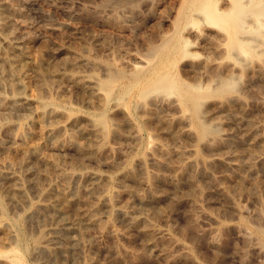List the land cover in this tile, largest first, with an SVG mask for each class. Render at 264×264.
<instances>
[{
	"label": "rangeland",
	"instance_id": "374dc122",
	"mask_svg": "<svg viewBox=\"0 0 264 264\" xmlns=\"http://www.w3.org/2000/svg\"><path fill=\"white\" fill-rule=\"evenodd\" d=\"M186 1L0 0V50L14 51L17 61L22 58L15 63L23 61L20 82L19 76L12 77L0 68V95L5 98L0 101V153H10L13 144H37V152L30 153L25 167L14 165L23 198L4 196L1 188L10 182L0 175V217L6 218L13 233L0 244L7 256L0 255L1 260H17L15 264H264V237L257 232L258 226L264 228V143L239 144L236 136L244 134L245 125L222 116L224 137L233 144L221 149L225 162L207 166L208 176L193 174L201 192L192 193L188 180L176 181L171 174V168L182 159L178 152L191 144L201 157H208L193 124L192 137L173 123L183 110L191 115L190 107L181 104L178 95L155 92L146 98L143 109V98L131 88L136 82L129 69L161 64L157 55L150 54V46L174 36L178 29L189 38L190 50L199 55L171 63L168 70L176 78L204 87L215 84L217 73L226 77L228 69L238 72L233 65L237 57L226 53L220 27L208 25L209 37L196 39L190 28L201 29L205 24L179 22L178 13L185 9ZM218 5L225 8L228 0ZM262 41L264 49V36ZM38 52L47 86L42 85L29 56ZM202 57L208 58L207 67H195V63L191 67L188 60L197 63ZM259 59L264 63V54ZM107 64L126 73L109 93L100 92L91 81L92 76H106ZM254 64L255 60L240 67L241 80L236 86L240 100L231 106L264 136V108L260 106L264 73L255 74ZM53 65L57 66L56 75L50 73ZM69 75L87 78L88 88L79 86ZM31 91L40 94V104L23 103L21 97ZM219 100L211 96L202 105L201 113L208 122L217 119L210 112ZM51 104L63 114L55 119L46 116L50 132L40 138L21 137L18 125L35 131L38 110ZM104 117L106 134L100 123ZM68 134L75 138L68 139ZM248 147L254 150L251 156L234 155L236 149L243 152ZM246 159L253 162L251 168L235 164ZM64 171L72 174L67 176ZM148 175L153 178L150 187L146 184ZM220 189H226L228 196ZM62 193L64 199L60 198ZM149 195L155 200L148 199ZM46 201L55 203L59 210L47 214L37 211ZM91 205L97 208L103 227L84 224V210ZM123 205L146 212L150 224L145 227L130 221ZM153 228L160 229V236ZM213 238L219 244L216 249L211 245Z\"/></svg>",
	"mask_w": 264,
	"mask_h": 264
},
{
	"label": "bare ground",
	"instance_id": "6f19581e",
	"mask_svg": "<svg viewBox=\"0 0 264 264\" xmlns=\"http://www.w3.org/2000/svg\"><path fill=\"white\" fill-rule=\"evenodd\" d=\"M184 1L185 0H183V2ZM220 1L221 0H187L184 3L185 9L181 10V11L179 10L180 12L178 11L179 12L178 17L180 18L179 22L181 20L182 21L184 20L187 23H191V24H193V23L197 24V22H199V23L201 22L202 24H205V26L201 27V29H198L195 26H192V29L190 28L189 31L191 32V34L193 33V35H195L194 36L195 38L197 37L196 39H198V38L205 39V38L209 37L210 34L208 33L209 32V30H208L209 26L208 25H216V26L220 27V29L222 30V35H223L224 39L226 40V47H225L226 53L235 55L237 57V60L233 62L234 63L233 65L235 66V69L238 72H234V70L228 69L226 77H222V76H220L219 73H217V74H215V80H216L215 84L213 83V85H206L204 87L201 85V83L200 84L193 83V82L190 83V82H185L184 80H180V79L176 78L177 77L176 74L174 75L173 73H171V71L168 70V68H170L169 65L171 63L173 64V62L176 59H179V58H182L185 56L195 57L196 55H199L198 53H195V52L190 50L189 47L191 44L189 42V38L187 36H184V34H182V30L181 29L179 30L178 28H177L178 31L175 30L177 33L176 34H174L175 32L173 33L174 36L169 37L170 36L169 35L168 37L166 36L165 38L162 37L163 41L162 42L159 41L161 43H159V44L156 43L155 45L153 43V45L150 46V49H149L150 54H152L153 56L157 55V59H158V57L160 58L161 64L160 63L157 64L156 67H152V66L148 67L147 66L148 68H146V69L141 67L142 65L141 66L133 65V67L131 68L132 70L129 69V72H131V75L136 82V84H134L131 88L135 89L136 95L138 97L143 98V100H144V101H142L143 109L146 106V103H145L146 98L147 97L149 98V96L153 95L155 92H162V93H164V95L166 94V96L171 95V94L178 95V99H179L180 103L190 107L189 110L191 109V115L187 114V112H186L187 110L186 111L183 110L181 112L182 113L181 116L179 118H175V121L173 123H175V122L178 123V125H179L178 129L181 130V133L186 134V135L191 134V136L193 134H195V132L193 133V130H192L193 127H191V125L193 124L195 126V129H196L195 136L200 141L201 145L204 148H207L208 157H206V158L201 157L199 152H198V149L195 147V145L191 144V145L187 146V148L184 151L178 152V154L181 156L182 159L176 167L171 168V174H172V177L175 178L176 181L188 180L189 181L188 183L189 184L191 183L192 193L194 191V193H197V194L201 192V188L199 187L200 184L198 185L197 182L194 180L195 175L193 176V174H195V172H196V173H199L201 175L208 176L209 170L207 169V166H210L216 162L217 163L218 162H225L226 159L222 155L221 149L225 146H231L233 144L229 139L224 137V132L221 129L222 124H223V121L221 120L222 116L228 117L233 123H237V124L242 123L243 125H245L244 126L245 127L244 128V130H245L244 134L242 136H239V135L236 136L238 138H236L235 141L238 142L239 144H243L244 141L249 142L250 145H256V144L263 145L262 143H264V136L260 135V133H259L260 128L253 127V125L250 121H244L242 119L241 115L239 114V112H237L231 106V103L233 101L240 100V97L236 92V86H237L238 81H239L240 76H241V73L239 72L240 67H245L246 65L250 64L251 62L253 63V61L255 60V64L253 65V69H254L253 71H255V74L257 73V74L261 75L264 73V63L262 61H259L260 60L259 58L264 54V49L262 47V45H263L262 38L264 36V0H228V6L225 8H221L218 5L220 3ZM222 1H224V0H222ZM180 27H182V26H180ZM216 47H218L217 48L218 50L221 49L220 45L219 46L217 45ZM11 50H15V49L13 48ZM13 53H14V51L12 52V51L0 50V68L2 69V71L3 70H6V72L8 71L11 74V76L15 75L16 77H18L20 71L23 68L22 67L23 65L21 64V62H23V61H21L20 64L15 63V62L20 61L22 58H20L16 55L18 57V61H17V58L14 57L15 54H13ZM29 56L32 59V63H33L32 66L33 65L36 66L35 68H37V70L39 72L38 74L41 77L40 81L42 82V85L47 86L48 81L44 77L45 72H44V74H42L43 73L42 71H44L45 69L43 70L41 67V64H42L41 53L38 52V53L30 54ZM153 59L151 61H153ZM190 59H192V58H190ZM188 61L191 65V67H192V65H194V63H195V67L197 66L199 68H202V67L205 68L209 65V60H208V58H205V57H202V59L197 61V63L194 60L192 62H191V60H188ZM175 62H174V64H175ZM63 63H65V62H63ZM189 63H188V65H189ZM46 68H48V66ZM56 70H57V66L53 65L50 68V73L52 75L53 74L56 75ZM20 75H21V73H20ZM125 75H126V73H125V70H123V68L121 69V68L115 67L111 64H107L106 76L104 78L92 76V78H94V79H91V81H94V84L97 86V88L100 92L106 91L107 93H109L113 89L114 85L120 79H122ZM77 76L78 75H76V76L75 75H69L70 78L72 77V79H74L73 81H76L77 83H79V86H82V88L83 87L88 88V86L86 84H87V82L88 83H90V82L87 81V78L84 79V78H80L79 76L78 77ZM19 78H20V76L17 78V80ZM20 81L21 80L19 79V82ZM15 84L16 83L11 82L12 87H15ZM16 87H17V85H16ZM129 88L130 87L125 89V91L128 90ZM45 89H48V87ZM39 95L40 94L38 92L31 91L30 93L21 97V100L26 105H31L33 103H37L35 105H38V103L40 104V99H41L39 97ZM126 96H127V94H126ZM211 96L219 97L220 100L218 101V103L214 107V109L211 110V112H210L212 117L217 118V119H215L213 122H208L207 119L205 118V116L201 113V107L204 104L205 100ZM3 99L5 100V98L0 95V101ZM164 100H165L164 98H163V100H161V102H160L161 105H164L163 104ZM146 102H148V101H146ZM6 104H8V103H6ZM51 105L52 106L48 105V107L46 106L45 108L41 107L38 110L39 111L37 114L38 119H37V123H36L38 125H37V128L35 129V131H32V130L26 128L25 125L20 124V125H18L19 126L18 127L19 135L21 137H23L25 140L31 139L32 136H35V135L37 136V138L43 137L44 134L46 132H48V128L45 125V121H46L45 118H48L46 116H50L53 119H55V118H57L63 114V111L60 108H58V106H54L53 104H51ZM260 106L262 108H264V100L261 101ZM6 107H7V105H6ZM155 113L161 119V117L159 116V113H157V112H155ZM163 121H165V120H163ZM100 123H102V125L104 126V129H105L104 133L106 134L108 132V130L105 128L106 126H108L107 125V119L105 117L102 118V120L100 119ZM169 127H170V122L166 121V128L170 129ZM68 135H69L68 139L73 140L75 138V136L72 134L71 135L68 134ZM89 142H88V144H90ZM77 143H81V142H77ZM239 144L237 145L238 148H239ZM156 146L159 147V143H156ZM90 148H92V147H90ZM9 151H10V153H8V152L6 153V151H3L2 153H0V175L3 176L2 178H5V177L8 178V181L10 182L6 187L1 188V192H2V194H4V196L6 195L10 199L17 200V199L23 198V191H22V183L19 179V176L16 174L15 169H17L18 166L19 167L20 166L25 167V165L28 162H30V160L28 158L30 156V153H36L37 152V144H33V143H29V142L24 144V145L13 144L10 147ZM253 151L254 150L251 147H248L243 152L240 149L239 150L236 149V151H233V152H234V155L236 157L240 158V157H244V156H251L253 154ZM185 154H187V155H185ZM39 156H40V154H39ZM153 156H154V154H153ZM153 158H155V157H153ZM45 159H47V158H45ZM47 160L52 161L53 163L55 162L54 159H47ZM46 163H48V162H46ZM200 164H203L202 168H200ZM235 164L238 167H240L243 164L248 166L249 168H251L253 166V162L249 159L244 160L242 163H235ZM14 165L17 166L15 169H14ZM62 174H66L67 176H70L72 174V172L71 171H67V172L64 171ZM66 175H65V178H67ZM153 175H155V174H153ZM161 177H163V176H161ZM146 179H147L146 184H148V186L150 187V185L152 184L151 181L153 180L152 175ZM181 183H183V182H181ZM220 192L223 193L225 196H228L227 195L228 192L226 189H220ZM59 193H60V190H59ZM134 195L138 199L139 198L141 200L145 199V197H143L139 193H134ZM57 197H59V196H57ZM65 197H66L65 194L62 193V197H60V198L64 199ZM148 197L147 198L150 200H155L154 196L149 195ZM127 204L129 205V200H128V202H126V205ZM130 204H131V202H130ZM126 205L125 206L123 205L122 211L126 213L128 219L130 221L136 222V223L141 222L145 227L150 224V219H148L149 215L147 217L146 212L141 211V210H140L141 212L132 211ZM56 206L57 205L55 203H52L50 201L49 202L48 201L42 202L38 206V208L40 210H37V211H41V212L47 214L50 211L54 212V210H59V209H57ZM84 211H85V213H84V215H83L84 217H82V219H83V222L86 226L94 225V226L100 227L102 225L101 220L97 214L98 210L95 206L91 205V206H89V208H86V210H84ZM159 211H160V209H159ZM8 224L10 225V223H8L6 221V218L0 217V244L2 242L3 243L7 242L10 239L11 235L13 234V233H11V230L9 229ZM101 227H103V225ZM69 229H70V226H67V232H70ZM53 230H54V228H51V231H53ZM152 231L155 235L160 236V232H161L160 229L153 228ZM257 232L262 237H264V228L263 227L258 226ZM69 237H73V236H69ZM50 239L51 238H49L48 240H50ZM211 245L215 249L218 248V246H219V244L216 242L215 239L212 241ZM261 248L264 249V243L263 242H262ZM13 249H12V251H13ZM9 250H11V249H9ZM9 250H7V251L9 252ZM4 253L6 254V251L3 252L0 249V255H5ZM118 253H119V251H118ZM5 257H7V256L5 255L3 258H5ZM8 260H3V259L1 260L0 259V264H15L14 262L17 261V260H15V261L13 260L14 262H12L11 261L12 259L11 260L8 259ZM17 263L21 264L20 262H17Z\"/></svg>",
	"mask_w": 264,
	"mask_h": 264
}]
</instances>
